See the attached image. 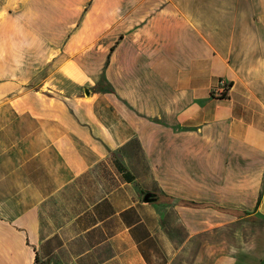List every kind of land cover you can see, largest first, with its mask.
I'll return each instance as SVG.
<instances>
[{"label":"crops","instance_id":"obj_1","mask_svg":"<svg viewBox=\"0 0 264 264\" xmlns=\"http://www.w3.org/2000/svg\"><path fill=\"white\" fill-rule=\"evenodd\" d=\"M0 264H264V0H0Z\"/></svg>","mask_w":264,"mask_h":264},{"label":"trees","instance_id":"obj_2","mask_svg":"<svg viewBox=\"0 0 264 264\" xmlns=\"http://www.w3.org/2000/svg\"><path fill=\"white\" fill-rule=\"evenodd\" d=\"M120 172H122V175L123 177L126 179V180H131L132 179V175L126 171V169L118 162L116 163ZM186 204H189V205H197L196 203H192V202H186Z\"/></svg>","mask_w":264,"mask_h":264},{"label":"water","instance_id":"obj_3","mask_svg":"<svg viewBox=\"0 0 264 264\" xmlns=\"http://www.w3.org/2000/svg\"><path fill=\"white\" fill-rule=\"evenodd\" d=\"M151 197H152V194L149 193V192H146V193L143 195V200H144V201H148V200H150Z\"/></svg>","mask_w":264,"mask_h":264},{"label":"built area","instance_id":"obj_4","mask_svg":"<svg viewBox=\"0 0 264 264\" xmlns=\"http://www.w3.org/2000/svg\"><path fill=\"white\" fill-rule=\"evenodd\" d=\"M224 85V82H221V86H223Z\"/></svg>","mask_w":264,"mask_h":264}]
</instances>
